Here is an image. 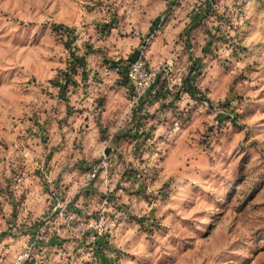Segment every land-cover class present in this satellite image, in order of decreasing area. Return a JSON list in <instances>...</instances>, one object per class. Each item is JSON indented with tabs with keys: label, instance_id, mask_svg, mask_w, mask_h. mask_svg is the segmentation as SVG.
I'll return each mask as SVG.
<instances>
[{
	"label": "rangeland",
	"instance_id": "obj_1",
	"mask_svg": "<svg viewBox=\"0 0 264 264\" xmlns=\"http://www.w3.org/2000/svg\"><path fill=\"white\" fill-rule=\"evenodd\" d=\"M24 246L264 264V0H0V264Z\"/></svg>",
	"mask_w": 264,
	"mask_h": 264
},
{
	"label": "built area",
	"instance_id": "obj_2",
	"mask_svg": "<svg viewBox=\"0 0 264 264\" xmlns=\"http://www.w3.org/2000/svg\"><path fill=\"white\" fill-rule=\"evenodd\" d=\"M159 67L149 68L143 56L140 54L136 56L127 68V79L134 86L135 99L141 98L145 92L151 88L152 84L157 78ZM89 178L95 177L92 172L88 175ZM33 254L28 246H24L13 258L12 264H28Z\"/></svg>",
	"mask_w": 264,
	"mask_h": 264
},
{
	"label": "trees",
	"instance_id": "obj_3",
	"mask_svg": "<svg viewBox=\"0 0 264 264\" xmlns=\"http://www.w3.org/2000/svg\"><path fill=\"white\" fill-rule=\"evenodd\" d=\"M63 28V27H62ZM60 29H61V27H60ZM58 31H60V30H58ZM69 30H67V28H63V31H62V34H65V33H67Z\"/></svg>",
	"mask_w": 264,
	"mask_h": 264
}]
</instances>
